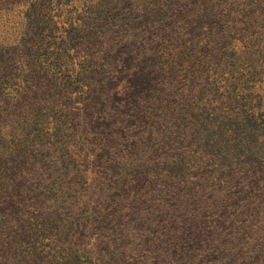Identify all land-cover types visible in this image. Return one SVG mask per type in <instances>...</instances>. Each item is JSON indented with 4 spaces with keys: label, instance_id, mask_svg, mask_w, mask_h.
Returning <instances> with one entry per match:
<instances>
[{
    "label": "trees",
    "instance_id": "1",
    "mask_svg": "<svg viewBox=\"0 0 264 264\" xmlns=\"http://www.w3.org/2000/svg\"><path fill=\"white\" fill-rule=\"evenodd\" d=\"M190 238L264 264V0H0V264H199Z\"/></svg>",
    "mask_w": 264,
    "mask_h": 264
},
{
    "label": "rangeland",
    "instance_id": "2",
    "mask_svg": "<svg viewBox=\"0 0 264 264\" xmlns=\"http://www.w3.org/2000/svg\"><path fill=\"white\" fill-rule=\"evenodd\" d=\"M50 34H51V32L49 31V29H47V43L49 42V38L48 37H49ZM129 89H130V86H129L128 82H124V81L120 82L118 85L115 86L114 89H112L111 97L113 99V102H114V106L113 107L115 109L117 108V106L119 104L122 103V101L125 98V95L129 91ZM235 174H236V172L233 173V175H235ZM231 178H232V176H230L226 180H222V182L220 183L219 194H223V198L221 199V201L227 200V198L230 195H232V194L233 195H237L238 193L241 192V188L240 187L238 188V186H239L238 184L239 183H236V181H234V180L229 181ZM198 179H199V177H195V178L192 177V179H190V181L191 182H196ZM133 180L136 181V180H138V178L135 177V178H133ZM130 182L132 183L131 180H130ZM248 183H250V182H248ZM136 185H137L136 183H132V184H130L129 187L126 188V190H130L131 191L132 187H135ZM254 188L255 187L248 186L245 189V191L241 194V198L244 199V200H248L250 198V194L252 193V191H253ZM198 193H200V190L199 189L197 190V194ZM132 194L133 193L130 192L129 193V196L132 197ZM218 196L219 195H217V197ZM217 201H218L217 199L214 200V202H216V203H217ZM221 203H223V202H221ZM146 205H147V207H149L152 204L150 202H148ZM154 205H156V203ZM153 209L156 210L155 207ZM164 214L166 215L167 218H175L178 215L179 216L182 215L180 213L175 214V213H171V212H166ZM156 216H158V214H156ZM159 222H162L161 219H159ZM206 222H207V218H204L203 220H199L197 222V225L201 227L200 229H204V228H206V227H204V225H205ZM164 224L166 226L168 223L165 222ZM192 228H195V227H192ZM196 230H197V228L196 229H192L191 232L193 233V231H196ZM176 242L177 241H175V243ZM186 245H187V247H189V250H190L189 259L196 257L197 260L200 261L199 264H206L207 262L209 264H218L219 261H223V257L225 255H228L229 254V251L228 250H224V253H222L221 251H218L216 253H214V252H211L210 253V251H209V253H207V254L204 253V254L199 255L200 252L197 250L198 246L193 244L192 238L187 239L186 244H182L183 247H185Z\"/></svg>",
    "mask_w": 264,
    "mask_h": 264
}]
</instances>
